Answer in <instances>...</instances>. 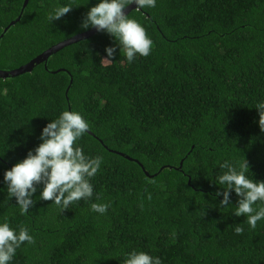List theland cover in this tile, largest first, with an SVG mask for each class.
<instances>
[{"label":"trees","instance_id":"trees-1","mask_svg":"<svg viewBox=\"0 0 264 264\" xmlns=\"http://www.w3.org/2000/svg\"><path fill=\"white\" fill-rule=\"evenodd\" d=\"M25 1L0 0V70L19 69L91 30L81 24L98 2L30 0L24 10ZM66 4L73 8L50 24L48 13ZM128 15L152 39L149 56L129 64L100 31L30 73L0 79V218L35 238L12 264H123L133 249L163 264H264V220L249 228L232 210L240 197L230 193L225 209L215 183L226 171L220 164L241 159L250 178L264 180V131L254 108L264 100V0H157ZM109 46L113 62L100 65ZM64 110L90 124L78 141L85 154L104 157L91 180L93 199L61 210L38 198L40 184L21 215L4 171L42 142V129ZM92 202L111 207L101 215Z\"/></svg>","mask_w":264,"mask_h":264},{"label":"clouds","instance_id":"clouds-1","mask_svg":"<svg viewBox=\"0 0 264 264\" xmlns=\"http://www.w3.org/2000/svg\"><path fill=\"white\" fill-rule=\"evenodd\" d=\"M157 0H98L90 7L81 24L82 29L95 28L104 31L118 42L120 52L123 51L128 63L139 56L151 54L153 41L146 29L136 19L130 18L125 9L135 4L137 11L144 8H155ZM71 4L54 7L47 15V20H59L67 14ZM106 57L101 58L100 65L113 62L116 53L115 46L105 48ZM99 55V54H97ZM258 110V125L264 131V100L256 103ZM90 128L89 122L78 111L64 110L53 120H49L42 129V141L34 150L4 171L3 180L11 198L15 197L21 215L29 212L34 206L33 197L37 185L43 184L39 199L52 201L59 209H67L69 205L81 199H93L94 185L91 183L101 169L104 157L101 155H86L78 141ZM220 164L226 169L216 177L215 183L224 188L216 196H223L222 206L229 205L230 193L238 197V206L234 215L244 216L251 229L257 227L258 221L264 220V180H254L247 175L249 164L246 159L230 160ZM151 199V195L148 194ZM99 200V196L96 197ZM215 199V197H213ZM259 202V203H258ZM111 207V202L90 203V210L104 215ZM244 228L237 226L236 234L243 233ZM34 244L35 238L27 227L19 230L12 227L8 218H0V264H12L17 250L25 244ZM123 264H163L159 256L151 255L143 250L133 249L124 253Z\"/></svg>","mask_w":264,"mask_h":264},{"label":"water","instance_id":"water-1","mask_svg":"<svg viewBox=\"0 0 264 264\" xmlns=\"http://www.w3.org/2000/svg\"><path fill=\"white\" fill-rule=\"evenodd\" d=\"M29 1L30 0H26L25 1L24 10L28 6ZM134 10H136V5L135 4H131L124 11H125L126 14H129V13H131ZM21 16L18 18V20L16 22H19L21 20ZM16 22H14V24ZM98 32H100V31H97L95 28H92L91 30H89V31H87L85 33L78 34V35H76V36H74L72 38H69V39H67V40H65L63 42H60L59 44L53 46L52 48H50L49 50H47L46 52H44L40 56L36 57L31 62H29L28 64H26L25 66H23V67H21L19 69H16V70H13V71L0 70V79L15 78V77L24 75L26 73H30L37 66L41 65L44 62H47L52 55L57 54L58 52H60L61 50H63L64 48H66L68 46H71V45L76 44L78 42L87 40V39L91 38L92 36L96 35Z\"/></svg>","mask_w":264,"mask_h":264},{"label":"rangeland","instance_id":"rangeland-1","mask_svg":"<svg viewBox=\"0 0 264 264\" xmlns=\"http://www.w3.org/2000/svg\"><path fill=\"white\" fill-rule=\"evenodd\" d=\"M31 62V61H30Z\"/></svg>","mask_w":264,"mask_h":264}]
</instances>
